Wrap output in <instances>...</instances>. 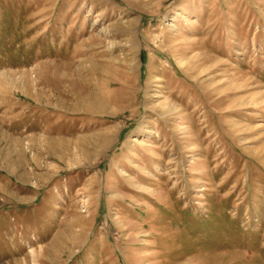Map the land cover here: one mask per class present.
<instances>
[{
  "label": "rangeland",
  "instance_id": "obj_1",
  "mask_svg": "<svg viewBox=\"0 0 264 264\" xmlns=\"http://www.w3.org/2000/svg\"><path fill=\"white\" fill-rule=\"evenodd\" d=\"M0 264H264V0H0Z\"/></svg>",
  "mask_w": 264,
  "mask_h": 264
}]
</instances>
